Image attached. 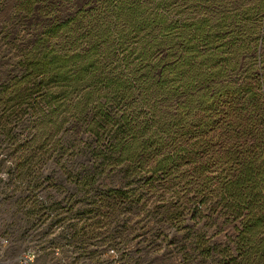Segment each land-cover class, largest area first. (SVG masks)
<instances>
[{
	"label": "trees",
	"instance_id": "trees-1",
	"mask_svg": "<svg viewBox=\"0 0 264 264\" xmlns=\"http://www.w3.org/2000/svg\"><path fill=\"white\" fill-rule=\"evenodd\" d=\"M15 29L1 142L81 257L141 239L177 264H264V0H18ZM43 159L60 170L26 168Z\"/></svg>",
	"mask_w": 264,
	"mask_h": 264
},
{
	"label": "rangeland",
	"instance_id": "rangeland-1",
	"mask_svg": "<svg viewBox=\"0 0 264 264\" xmlns=\"http://www.w3.org/2000/svg\"><path fill=\"white\" fill-rule=\"evenodd\" d=\"M17 1L0 0V32L12 16ZM15 32L16 29L7 39L0 34V76L8 70L13 71L16 65V41L9 43ZM0 137V264H19V256L29 248L38 252L35 264H177L172 258L173 247L169 252L159 246L151 247L141 239L116 246L93 240L88 256L81 257L78 245L68 241L66 223L51 226L50 218L43 212L38 216L33 205L32 194L35 192L28 189L27 184L21 185L22 178L17 176L19 152L1 142L3 134ZM45 159L37 165L28 164L26 168L34 166V170L45 178L60 170V165ZM39 192L48 206L56 205L55 211L61 218L66 216L64 189L44 180Z\"/></svg>",
	"mask_w": 264,
	"mask_h": 264
},
{
	"label": "built area",
	"instance_id": "built-area-1",
	"mask_svg": "<svg viewBox=\"0 0 264 264\" xmlns=\"http://www.w3.org/2000/svg\"><path fill=\"white\" fill-rule=\"evenodd\" d=\"M2 240L0 239V246H1ZM1 254V249H0ZM38 257V252L35 249H26L18 259L19 264H35Z\"/></svg>",
	"mask_w": 264,
	"mask_h": 264
}]
</instances>
